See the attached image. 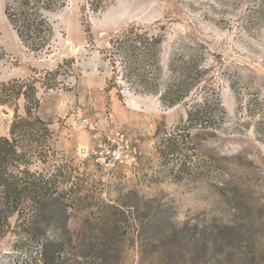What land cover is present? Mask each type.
I'll return each mask as SVG.
<instances>
[{
	"label": "rangeland",
	"instance_id": "rangeland-1",
	"mask_svg": "<svg viewBox=\"0 0 264 264\" xmlns=\"http://www.w3.org/2000/svg\"><path fill=\"white\" fill-rule=\"evenodd\" d=\"M4 9L0 0V85L35 83L54 164L81 188L66 220L40 223L35 238L11 219L0 264H43L47 240L62 245L49 264H264V0H66L47 15L55 36L38 53ZM132 27L167 34L164 63L204 55L227 113L217 132L184 130L185 104L164 106L114 79L109 41ZM16 105L0 106V136L16 108L26 116L23 97ZM178 131L188 135L183 170L159 154ZM108 149L137 164L107 167L99 159Z\"/></svg>",
	"mask_w": 264,
	"mask_h": 264
},
{
	"label": "trees",
	"instance_id": "trees-1",
	"mask_svg": "<svg viewBox=\"0 0 264 264\" xmlns=\"http://www.w3.org/2000/svg\"><path fill=\"white\" fill-rule=\"evenodd\" d=\"M93 3L96 12L98 6L93 7ZM65 6L66 0H5L4 12L23 45L38 53L50 49L55 36L47 15ZM167 40L165 32L136 27L111 36L113 51L109 57L112 67L118 66L114 79L121 76L133 93L159 97L164 106L185 104L188 111L184 130L217 132L227 113L212 87V66L203 61L202 53L187 57L173 54L164 63L162 53ZM21 97L26 116H20L16 108L9 136H0V232L6 234L5 228L15 218L22 233L35 238L40 223L59 217L66 220L64 207L74 201L81 187L75 183L76 177L66 172L65 164H54V134L49 124L34 114L40 107L35 83L0 85V106L17 107ZM187 138L180 131L171 134L159 149L160 158L182 163L183 170ZM170 233L179 235L175 229ZM39 247L43 264H49L48 258H57L62 250L56 240L39 243Z\"/></svg>",
	"mask_w": 264,
	"mask_h": 264
},
{
	"label": "built area",
	"instance_id": "built-area-1",
	"mask_svg": "<svg viewBox=\"0 0 264 264\" xmlns=\"http://www.w3.org/2000/svg\"><path fill=\"white\" fill-rule=\"evenodd\" d=\"M99 161L111 168L117 165L133 166L137 164V157L133 154L125 155L121 149H108L100 154Z\"/></svg>",
	"mask_w": 264,
	"mask_h": 264
},
{
	"label": "water",
	"instance_id": "water-1",
	"mask_svg": "<svg viewBox=\"0 0 264 264\" xmlns=\"http://www.w3.org/2000/svg\"><path fill=\"white\" fill-rule=\"evenodd\" d=\"M7 112V111H6Z\"/></svg>",
	"mask_w": 264,
	"mask_h": 264
}]
</instances>
